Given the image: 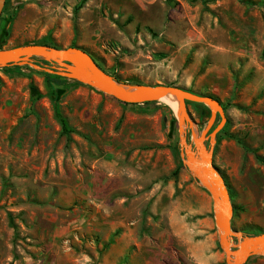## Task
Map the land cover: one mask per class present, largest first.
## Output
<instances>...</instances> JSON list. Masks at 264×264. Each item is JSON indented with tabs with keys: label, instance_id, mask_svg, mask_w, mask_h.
Instances as JSON below:
<instances>
[{
	"label": "rangeland",
	"instance_id": "rangeland-1",
	"mask_svg": "<svg viewBox=\"0 0 264 264\" xmlns=\"http://www.w3.org/2000/svg\"><path fill=\"white\" fill-rule=\"evenodd\" d=\"M246 1L7 0L0 49L76 46L128 84L220 100L226 122L206 145L235 248L264 233V0ZM30 67L0 70V264H228L212 195L184 162L176 104L125 103L73 79L52 92ZM187 108L193 143L211 108Z\"/></svg>",
	"mask_w": 264,
	"mask_h": 264
},
{
	"label": "water",
	"instance_id": "water-1",
	"mask_svg": "<svg viewBox=\"0 0 264 264\" xmlns=\"http://www.w3.org/2000/svg\"><path fill=\"white\" fill-rule=\"evenodd\" d=\"M6 1L0 0V17ZM35 57H40L52 65L38 64L35 62ZM12 65H30L38 70L77 80L100 89L125 103L138 104L174 96L173 98L177 101L184 162L194 177L212 195L216 224L221 231L220 240L227 263L244 264L251 256L264 255V233L244 236L235 248L230 243V219L233 212L231 197L214 165L213 152L206 145V140L213 139L226 122L225 108L220 100L211 95L189 91L178 85L163 83L133 85L119 81L104 70L90 53L76 46L53 47L31 43L15 48L0 49V68ZM187 101L204 102L211 108V117L207 127L200 134L193 132V143L189 142L188 129L184 127V125H189L188 120L194 123L187 108ZM218 114L222 117V122L209 132ZM199 163H206L208 166H200ZM213 173L217 176L214 177Z\"/></svg>",
	"mask_w": 264,
	"mask_h": 264
},
{
	"label": "trees",
	"instance_id": "trees-1",
	"mask_svg": "<svg viewBox=\"0 0 264 264\" xmlns=\"http://www.w3.org/2000/svg\"><path fill=\"white\" fill-rule=\"evenodd\" d=\"M7 2V1H6ZM242 2H246L247 4L250 3V1H246V0H242ZM6 5V4H5ZM4 10V9H3ZM35 44H43V45H49V46H53V47H59L53 43H51L50 41H38V42H34ZM95 59V58H94ZM95 61L103 68V66L95 59ZM35 62L36 63H49L48 61H45L44 59L40 58V57H35ZM28 67L31 68L29 65H12V66H5L0 68V70H3L6 73H22L23 68ZM104 70H106L105 68H103ZM108 73H110L111 75H113L117 80L122 81L119 77H117L115 74H113L112 72L106 70ZM45 74V78L49 84V89L52 92H56L57 90V85H63L65 84L68 79L57 75V74H53V73H49L44 71L43 72ZM75 83H78V81H74ZM168 85H174L173 83H166ZM191 91V90H189ZM153 101L150 102H145V104H149ZM189 101H187L188 103ZM224 106V105H223ZM225 108V107H224ZM54 110H55V115L58 118V120L60 121L61 125H62V131L65 134H69L73 131L72 127L70 126L67 118L64 116L62 110H61V106L58 102V100L55 98L54 99ZM222 131L219 132V134ZM261 233V232H260ZM260 233H256V234H260Z\"/></svg>",
	"mask_w": 264,
	"mask_h": 264
},
{
	"label": "bare ground",
	"instance_id": "bare-ground-1",
	"mask_svg": "<svg viewBox=\"0 0 264 264\" xmlns=\"http://www.w3.org/2000/svg\"><path fill=\"white\" fill-rule=\"evenodd\" d=\"M174 96H168V97H165V98H163V99H166L168 102H170L171 104H176V108H177V101H176V99H174L173 98ZM176 102V103H175ZM213 121V120H212ZM211 121V122H212ZM188 124H190V125H192L193 123H191V121H189L188 120V122H187ZM200 164V166H204V167H207L208 166V164H206V163H199ZM213 176L215 177V176H217V174L216 173H213ZM224 224L225 225H228V224H226V222H224Z\"/></svg>",
	"mask_w": 264,
	"mask_h": 264
}]
</instances>
